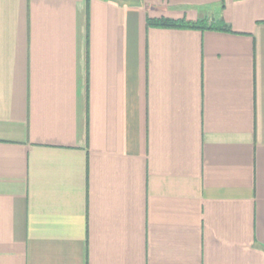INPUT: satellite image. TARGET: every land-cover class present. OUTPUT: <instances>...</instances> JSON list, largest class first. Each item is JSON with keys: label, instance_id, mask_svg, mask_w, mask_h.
I'll use <instances>...</instances> for the list:
<instances>
[{"label": "crops", "instance_id": "crops-1", "mask_svg": "<svg viewBox=\"0 0 264 264\" xmlns=\"http://www.w3.org/2000/svg\"><path fill=\"white\" fill-rule=\"evenodd\" d=\"M0 264H264V0H0Z\"/></svg>", "mask_w": 264, "mask_h": 264}, {"label": "trees", "instance_id": "trees-1", "mask_svg": "<svg viewBox=\"0 0 264 264\" xmlns=\"http://www.w3.org/2000/svg\"><path fill=\"white\" fill-rule=\"evenodd\" d=\"M147 25L150 27L158 28H168V29H215L229 31L228 27L219 29L218 27L208 26L204 21L190 22L186 20H172L168 18H159V19H148Z\"/></svg>", "mask_w": 264, "mask_h": 264}]
</instances>
